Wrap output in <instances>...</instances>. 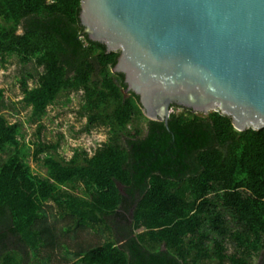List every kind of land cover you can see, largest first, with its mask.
<instances>
[{
	"label": "trees",
	"instance_id": "trees-1",
	"mask_svg": "<svg viewBox=\"0 0 264 264\" xmlns=\"http://www.w3.org/2000/svg\"><path fill=\"white\" fill-rule=\"evenodd\" d=\"M80 7L81 0H0V66L16 55L42 69L35 88L30 72L20 80L31 119L60 93L83 90L86 131L109 132L93 157L66 161L59 144L26 143L22 127L3 116L0 88V264H26L41 252L49 264L63 248L61 233L94 229L111 237L78 245L67 264H252L264 255V130L240 133L218 112L183 111L167 126L151 122L145 138L132 133L137 97L110 73L118 53L82 34ZM119 211L131 224L113 230ZM225 213L239 229L227 230Z\"/></svg>",
	"mask_w": 264,
	"mask_h": 264
},
{
	"label": "water",
	"instance_id": "water-1",
	"mask_svg": "<svg viewBox=\"0 0 264 264\" xmlns=\"http://www.w3.org/2000/svg\"><path fill=\"white\" fill-rule=\"evenodd\" d=\"M79 18L147 118L177 104L264 130V0H81Z\"/></svg>",
	"mask_w": 264,
	"mask_h": 264
},
{
	"label": "rangeland",
	"instance_id": "rangeland-1",
	"mask_svg": "<svg viewBox=\"0 0 264 264\" xmlns=\"http://www.w3.org/2000/svg\"><path fill=\"white\" fill-rule=\"evenodd\" d=\"M42 71L41 68H35L33 62L22 63L16 55L8 57L7 63L0 66V88L4 90V100L6 103L5 109L2 111L3 116L11 124H19L23 129V134L26 136V143L33 144L37 141L45 145L59 144V155L66 161H70L75 154L85 155L91 158L97 150H100L103 145L107 144L109 139L108 129L104 127L92 128L86 131L87 114L83 110L85 103L84 91H64L59 94L57 100L50 106H47L44 116L38 120L31 119V107L23 101L24 93L21 87L20 80L27 73H31L34 77L28 82L30 89L37 86V76ZM38 73V74H37ZM111 73V72H110ZM172 112H181V109H173ZM171 112V113H172ZM148 121L141 114L136 112L131 124V132L134 130H144V135H147ZM85 153V154H84ZM6 156L0 155V160ZM29 165L33 172L40 175L45 174V169L37 162L31 161ZM83 194V193H82ZM47 206L54 205L49 203ZM50 215H55L56 211L49 210ZM122 214V219L117 220L113 230H116L120 225H130L131 216L129 213L119 211ZM60 217V214H58ZM227 222V230L229 232L239 229L231 221L230 217L225 213ZM52 219V221L54 220ZM59 221V220H58ZM66 221H59L58 226H62ZM116 223L118 226H116ZM65 226V225H64ZM61 227H58V231ZM60 240L63 242V248L56 250L54 256L49 261V264H67L71 261V256L74 251L82 245L97 246L103 244L111 234L107 230L100 233L97 230H87L78 233L75 237L72 233L60 234ZM119 245L121 243H118ZM226 254L230 255L235 252L234 246L229 239L225 240ZM17 250L23 249V246L17 244L12 246ZM69 249V254H66V249ZM44 253H40V257L33 258L26 264H41L43 262ZM42 257V258H41ZM264 259L262 253L255 254L251 257L252 264H260ZM210 264L212 261L209 262Z\"/></svg>",
	"mask_w": 264,
	"mask_h": 264
},
{
	"label": "flooded vegetation",
	"instance_id": "flooded-vegetation-1",
	"mask_svg": "<svg viewBox=\"0 0 264 264\" xmlns=\"http://www.w3.org/2000/svg\"><path fill=\"white\" fill-rule=\"evenodd\" d=\"M89 39V38H88ZM105 48V47H104ZM106 53V52H105ZM113 53V52H112ZM116 62H117V58H116ZM116 64V63H115ZM110 72H111V70H110ZM111 74H113V75H116V76H119V75H122L123 76V82L125 83V85H126V88H125V90H124V92H125V94L128 96V95H130V94H134V96L135 97H137V106H138V110H136V112H141V114H143V116L146 118V120L148 121V125H147V130H146V132H147V135L149 134V132H150V124H151V122H154V123H163V124H165L166 126H167V124H168V122H167V124L165 123V122H162L161 120H159V121H153V120H151V119H149V118H147L146 117V114L144 113V110H143V107H141V105H140V103H139V99H140V97L138 96V95H136L134 92H132V91H127V87H128V85H127V83H126V77H125V75H124V73H112L111 72ZM173 109H181V112H183V111H190V112H192L193 114H196V116H206V114H203V113H199V112H195V111H193L192 109H190V108H185V107H182V106H178L177 104H171V106H170V108H169V119H170V117H171V114H173V112H172V110ZM136 112H135V114H136ZM172 112V113H171ZM181 112H178V113H181ZM174 113H176V112H174ZM177 113V114H178ZM207 116H208V114H207ZM133 119H134V117H133ZM169 119H168V121H169ZM141 131H143V137L145 138L146 136L144 135V130H141Z\"/></svg>",
	"mask_w": 264,
	"mask_h": 264
},
{
	"label": "built area",
	"instance_id": "built-area-1",
	"mask_svg": "<svg viewBox=\"0 0 264 264\" xmlns=\"http://www.w3.org/2000/svg\"><path fill=\"white\" fill-rule=\"evenodd\" d=\"M50 1V0H49ZM94 156V154L93 155H91V157H93Z\"/></svg>",
	"mask_w": 264,
	"mask_h": 264
},
{
	"label": "clouds",
	"instance_id": "clouds-1",
	"mask_svg": "<svg viewBox=\"0 0 264 264\" xmlns=\"http://www.w3.org/2000/svg\"><path fill=\"white\" fill-rule=\"evenodd\" d=\"M95 154V153H94Z\"/></svg>",
	"mask_w": 264,
	"mask_h": 264
}]
</instances>
